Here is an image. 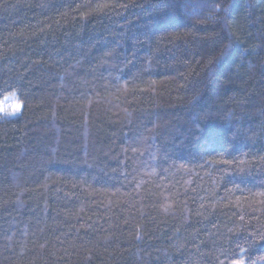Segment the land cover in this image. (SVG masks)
I'll return each instance as SVG.
<instances>
[{
  "label": "trees",
  "instance_id": "trees-1",
  "mask_svg": "<svg viewBox=\"0 0 264 264\" xmlns=\"http://www.w3.org/2000/svg\"><path fill=\"white\" fill-rule=\"evenodd\" d=\"M10 97L0 264H264V0H0Z\"/></svg>",
  "mask_w": 264,
  "mask_h": 264
},
{
  "label": "rangeland",
  "instance_id": "rangeland-1",
  "mask_svg": "<svg viewBox=\"0 0 264 264\" xmlns=\"http://www.w3.org/2000/svg\"><path fill=\"white\" fill-rule=\"evenodd\" d=\"M14 105H19L15 99L12 97L5 99L1 104H0V116H14L19 112V108H17L15 111H9L10 109L13 108Z\"/></svg>",
  "mask_w": 264,
  "mask_h": 264
},
{
  "label": "clouds",
  "instance_id": "clouds-1",
  "mask_svg": "<svg viewBox=\"0 0 264 264\" xmlns=\"http://www.w3.org/2000/svg\"><path fill=\"white\" fill-rule=\"evenodd\" d=\"M20 107V105H14L13 106V108L12 109H10L9 111L11 112V111H15L17 108H19ZM167 210V209H166Z\"/></svg>",
  "mask_w": 264,
  "mask_h": 264
}]
</instances>
